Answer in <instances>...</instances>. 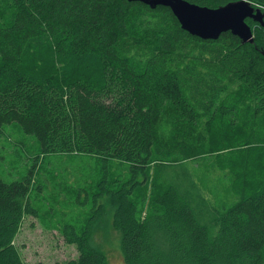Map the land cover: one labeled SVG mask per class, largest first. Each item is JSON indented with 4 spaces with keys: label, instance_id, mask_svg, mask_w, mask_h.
I'll return each instance as SVG.
<instances>
[{
    "label": "trees",
    "instance_id": "16d2710c",
    "mask_svg": "<svg viewBox=\"0 0 264 264\" xmlns=\"http://www.w3.org/2000/svg\"><path fill=\"white\" fill-rule=\"evenodd\" d=\"M246 21L253 43L201 39L140 0H0V136L17 122L41 153L128 163L94 194L112 209L123 264H264V28ZM201 157L200 170L228 172L230 200L211 199L188 164ZM151 165L164 188L140 217L132 195ZM31 183L0 176V264H24L15 238L37 216ZM98 206L80 231L64 225L69 264H110L94 241Z\"/></svg>",
    "mask_w": 264,
    "mask_h": 264
},
{
    "label": "rangeland",
    "instance_id": "374dc122",
    "mask_svg": "<svg viewBox=\"0 0 264 264\" xmlns=\"http://www.w3.org/2000/svg\"><path fill=\"white\" fill-rule=\"evenodd\" d=\"M202 163L203 157L188 164L196 169L199 179L213 189L211 199L214 202L230 200L228 172L214 166L200 170ZM129 174L128 163L118 159L102 160L86 153H41L37 139L23 132L17 122L3 125L0 176L9 182L31 175L28 196L37 209V216H24L15 238L24 264H69L78 251L75 244L65 239L63 227L72 224L80 231L90 217L97 214L98 204L103 205L105 211L96 217L94 241L110 264H123L120 236L112 226V209L105 195L94 194L102 178L107 179L110 187L114 180H124ZM163 188L162 177L149 166L147 182L132 195L140 217L151 208L153 197Z\"/></svg>",
    "mask_w": 264,
    "mask_h": 264
},
{
    "label": "water",
    "instance_id": "95a60500",
    "mask_svg": "<svg viewBox=\"0 0 264 264\" xmlns=\"http://www.w3.org/2000/svg\"><path fill=\"white\" fill-rule=\"evenodd\" d=\"M151 8L163 5L170 8L180 27L201 39H217L230 31L243 43H253V30L246 19L264 28V10L249 0H234L218 7L199 5L187 0H140Z\"/></svg>",
    "mask_w": 264,
    "mask_h": 264
}]
</instances>
